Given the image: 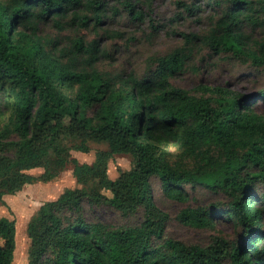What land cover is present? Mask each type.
I'll return each instance as SVG.
<instances>
[{
  "label": "trees",
  "instance_id": "1",
  "mask_svg": "<svg viewBox=\"0 0 264 264\" xmlns=\"http://www.w3.org/2000/svg\"><path fill=\"white\" fill-rule=\"evenodd\" d=\"M208 1L217 15L209 33L182 34L184 48L158 58L154 71L123 78L96 69L76 71L36 35L37 23L64 19L79 0H0V118L9 112L0 127V174L42 165L69 140L81 141L82 152L87 140L104 141L112 153L133 159L117 180L103 178L112 198L75 189L41 207L28 227L29 264H223L226 259L264 264V115L253 110L251 96L228 88L205 87L208 96H195L170 83L196 44L211 54L263 66L264 40L249 43L245 29L264 33V0ZM122 4L134 12L132 0ZM200 8L190 5L185 11ZM132 18L143 20L141 8ZM164 143L181 144L192 153L213 143L224 151L225 162L208 179L170 165L161 150ZM99 160L77 169L92 171ZM26 179L6 175L0 196L3 185L19 187ZM153 179L173 202L189 200L186 186L204 185L227 195L228 208L186 207L177 218L188 227L211 229L214 210L237 226V239L220 240L212 249L166 239L167 215L155 205ZM257 188H262L259 194ZM257 198L262 203L253 208ZM86 204L106 205L128 221L106 224L90 216ZM14 250V222L0 218V264H11Z\"/></svg>",
  "mask_w": 264,
  "mask_h": 264
},
{
  "label": "rangeland",
  "instance_id": "2",
  "mask_svg": "<svg viewBox=\"0 0 264 264\" xmlns=\"http://www.w3.org/2000/svg\"><path fill=\"white\" fill-rule=\"evenodd\" d=\"M122 1L79 0L76 9L70 10L64 19L37 23L36 35L60 61L76 71L96 69L108 77L126 78L133 74L142 78L157 68L158 58L184 48L182 34L205 35L213 29L217 18L208 0H150L149 4L146 0H132L134 12L139 8L143 12V20L140 21L132 18L134 12L124 7ZM184 5L200 6L201 11L189 14ZM245 32L249 43L264 40V33L259 29L247 28ZM187 54L189 58L183 71L170 79L173 86L195 96H208L204 92L205 87H225L251 96L253 110L264 115V65L256 68L250 61L211 54L198 44ZM8 116L9 112H6L0 118V127ZM80 145L79 140L66 141L60 154L51 152L42 165L13 167L6 174L27 176L19 187L5 184L1 189L0 218L14 222L15 226V250L11 264H29L31 239L28 227L45 203L56 201L64 192L75 189L112 198L113 194L105 186L103 178L115 181L122 172H128L132 167L131 155L112 153L107 142L87 140L83 143L87 152L78 149ZM161 150L170 165L194 174L202 172L203 177L208 179L216 177L225 162L224 151L213 143L194 153L178 143H164ZM98 157L102 158L99 160L101 164L92 171L77 169L78 166L96 165ZM6 175L0 174V181ZM151 187L155 205L167 215L166 239L209 249L220 240L230 242L237 239V226L225 215L216 216L214 210L211 212L214 216L211 229L188 227L177 218L186 207L228 208L230 200L227 195L204 185H196L193 189L186 186L189 200L178 203L163 196L159 180L153 179ZM261 190L257 188L255 193L259 194ZM252 202L253 208L260 207L262 203L260 198ZM85 207L90 216L106 224L119 225L128 221L106 205L86 204ZM222 263L230 264V260H222Z\"/></svg>",
  "mask_w": 264,
  "mask_h": 264
}]
</instances>
